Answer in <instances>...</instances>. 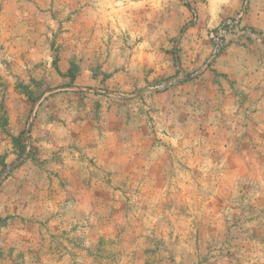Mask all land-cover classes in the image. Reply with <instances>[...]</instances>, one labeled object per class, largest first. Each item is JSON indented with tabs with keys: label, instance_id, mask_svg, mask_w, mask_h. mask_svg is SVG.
Listing matches in <instances>:
<instances>
[{
	"label": "rangeland",
	"instance_id": "374dc122",
	"mask_svg": "<svg viewBox=\"0 0 264 264\" xmlns=\"http://www.w3.org/2000/svg\"><path fill=\"white\" fill-rule=\"evenodd\" d=\"M0 264H264V0H0Z\"/></svg>",
	"mask_w": 264,
	"mask_h": 264
},
{
	"label": "water",
	"instance_id": "95a60500",
	"mask_svg": "<svg viewBox=\"0 0 264 264\" xmlns=\"http://www.w3.org/2000/svg\"><path fill=\"white\" fill-rule=\"evenodd\" d=\"M175 81H180V80H178V79H176ZM7 172H5L4 174H6Z\"/></svg>",
	"mask_w": 264,
	"mask_h": 264
}]
</instances>
